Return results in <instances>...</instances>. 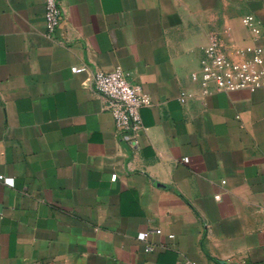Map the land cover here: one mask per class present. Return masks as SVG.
I'll list each match as a JSON object with an SVG mask.
<instances>
[{"label":"crops","instance_id":"obj_1","mask_svg":"<svg viewBox=\"0 0 264 264\" xmlns=\"http://www.w3.org/2000/svg\"><path fill=\"white\" fill-rule=\"evenodd\" d=\"M61 5L49 36L45 0H0V264H264V87L200 77L210 34L264 45V0ZM118 67L152 101L137 146L91 88Z\"/></svg>","mask_w":264,"mask_h":264},{"label":"built area","instance_id":"obj_2","mask_svg":"<svg viewBox=\"0 0 264 264\" xmlns=\"http://www.w3.org/2000/svg\"><path fill=\"white\" fill-rule=\"evenodd\" d=\"M61 0H45L46 29L49 36H53L58 30L63 18ZM245 26L250 30L254 39L262 35L261 22L253 16L243 19ZM206 61L204 62L200 77L205 91L214 85L219 92H236L247 90L256 92L264 87V45H252L235 49V54L242 59L233 60L224 48L217 34H210L209 44L205 48ZM75 74L89 71L88 66L83 65L72 68ZM196 78L197 75H194ZM91 88L97 96L106 102V110L114 117L118 131L132 146H137V134L144 129L141 110L152 105L151 98L140 86L132 85L127 80L125 71L118 67L111 72H105L95 68L91 74ZM193 97L192 94L182 93L179 97L185 104ZM129 134H132L131 136ZM118 175L112 176L111 181L116 182ZM0 180L11 183V180L3 177ZM223 184H226L224 181ZM161 234V230L151 231ZM146 240V234L140 237ZM173 238V236H171ZM154 250L148 246L147 251ZM185 264H196L185 262Z\"/></svg>","mask_w":264,"mask_h":264}]
</instances>
